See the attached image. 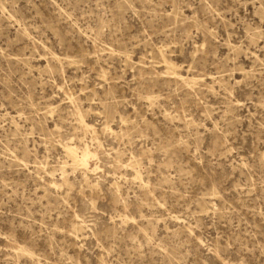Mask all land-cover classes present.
Segmentation results:
<instances>
[{
	"label": "rangeland",
	"instance_id": "rangeland-1",
	"mask_svg": "<svg viewBox=\"0 0 264 264\" xmlns=\"http://www.w3.org/2000/svg\"><path fill=\"white\" fill-rule=\"evenodd\" d=\"M0 264H264V0H0Z\"/></svg>",
	"mask_w": 264,
	"mask_h": 264
},
{
	"label": "bare ground",
	"instance_id": "bare-ground-1",
	"mask_svg": "<svg viewBox=\"0 0 264 264\" xmlns=\"http://www.w3.org/2000/svg\"><path fill=\"white\" fill-rule=\"evenodd\" d=\"M166 69L172 71V74L175 75L176 77H178L181 81H184V82H188L189 81V79L187 77L185 78L180 73L176 72V70H175L173 65L172 66H167ZM71 154H72V152H71Z\"/></svg>",
	"mask_w": 264,
	"mask_h": 264
}]
</instances>
